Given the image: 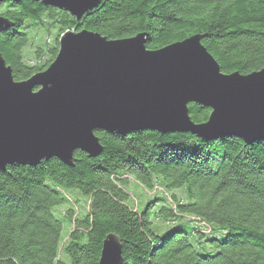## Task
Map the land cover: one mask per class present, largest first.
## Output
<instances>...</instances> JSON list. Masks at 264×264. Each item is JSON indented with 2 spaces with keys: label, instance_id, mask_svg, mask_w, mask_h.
I'll return each instance as SVG.
<instances>
[{
  "label": "trees",
  "instance_id": "16d2710c",
  "mask_svg": "<svg viewBox=\"0 0 264 264\" xmlns=\"http://www.w3.org/2000/svg\"><path fill=\"white\" fill-rule=\"evenodd\" d=\"M0 16L12 23L0 32V53L16 80L51 64L61 33L84 29L109 39L146 33L149 50L200 34L224 73L264 68V0H101L80 19L41 1H3ZM50 28L59 31L51 43L33 32ZM29 45L33 62L24 55ZM188 107L197 123L211 112ZM95 134L103 152L77 150L73 167L53 157L0 170V264H98L109 233L122 242V264H264V139ZM130 182L157 193L138 209L129 204ZM62 189L87 196V209ZM155 220L179 224L160 234Z\"/></svg>",
  "mask_w": 264,
  "mask_h": 264
},
{
  "label": "water",
  "instance_id": "95a60500",
  "mask_svg": "<svg viewBox=\"0 0 264 264\" xmlns=\"http://www.w3.org/2000/svg\"><path fill=\"white\" fill-rule=\"evenodd\" d=\"M36 1L77 19L101 2ZM11 26L0 16V32ZM202 37L149 50L146 33L109 39L86 29L66 31L51 64L25 80L14 78L0 53V170L53 157L73 167L77 150L90 158L103 152L98 130L234 135L248 143L264 139V68L224 73ZM190 103L211 108L206 121L191 119ZM122 263V242L109 233L98 264Z\"/></svg>",
  "mask_w": 264,
  "mask_h": 264
},
{
  "label": "rangeland",
  "instance_id": "374dc122",
  "mask_svg": "<svg viewBox=\"0 0 264 264\" xmlns=\"http://www.w3.org/2000/svg\"><path fill=\"white\" fill-rule=\"evenodd\" d=\"M44 29V28H43ZM47 29V28H46ZM35 29H33V32L36 34L40 33V36L44 37V38H48L49 37V42L51 43L52 40H54L57 37V34L59 35V31L56 28H50V34L46 33V32H37L34 31ZM62 35V33L60 34ZM60 36H58V41H59ZM24 55L26 56L25 59L27 61L33 62V49L31 47V45L27 46L24 49ZM128 189L131 193V197L129 200V204H131L132 206H136L138 209H141L145 206V203L152 197H154L156 195V191L154 190H150L147 188H142L140 185H138L136 182H130V184L128 185ZM65 195L68 196H74L73 198H76L78 201L75 202V206L77 209H81V212H84V210L87 209L88 207V202L86 200L85 195H83V193H81L79 190L77 189H62L61 190ZM177 193L180 194L181 192L179 190H177ZM181 196V194H180ZM168 200L170 201V197L168 198ZM65 206H58L54 208V212L56 214L61 213V211L64 209ZM156 225L162 226V222L160 220H155ZM154 223V224H155ZM171 223V222H170ZM176 225L179 224V222H174L172 224H170L168 227L164 228V226H162V228L160 229H156V231H158L160 234H167L168 231L172 228V226L174 227ZM171 227V228H170ZM70 226L69 224L64 225V231H63V236L66 237L67 236V232L69 230ZM156 228V227H155ZM161 230V231H159ZM165 232V233H164ZM64 254V253H63ZM66 264H69V262H67Z\"/></svg>",
  "mask_w": 264,
  "mask_h": 264
}]
</instances>
